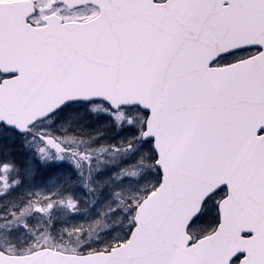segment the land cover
<instances>
[{
  "label": "snow or ice",
  "instance_id": "1",
  "mask_svg": "<svg viewBox=\"0 0 264 264\" xmlns=\"http://www.w3.org/2000/svg\"><path fill=\"white\" fill-rule=\"evenodd\" d=\"M64 6L65 0L54 5L61 12ZM67 6L90 10L75 19L95 25L98 43L128 54L130 79L144 93L143 103L121 105L123 116L116 117L120 131L129 134L124 166L144 170L142 162L150 160L158 174L152 188L135 189L137 204L143 203L140 195L147 199L164 186L161 155L172 147L213 167L221 181L190 221L206 223L211 201L215 227L189 239L187 248L198 250L203 241L219 237L222 205L255 218V230L240 234L249 249L264 243V0H87ZM42 7L32 0L29 12L0 8V49L13 29L36 46L53 40L43 31L48 27L43 17L52 12ZM225 43L232 46L219 50ZM19 79L20 71H0V87ZM71 107L68 102L57 111ZM137 175H122L120 183H138L130 179ZM137 210L132 207L128 216ZM138 228L134 221L120 243H131ZM188 255L183 264H212L195 252ZM228 264L264 262L239 251Z\"/></svg>",
  "mask_w": 264,
  "mask_h": 264
},
{
  "label": "water",
  "instance_id": "2",
  "mask_svg": "<svg viewBox=\"0 0 264 264\" xmlns=\"http://www.w3.org/2000/svg\"><path fill=\"white\" fill-rule=\"evenodd\" d=\"M86 2L65 0L66 5ZM24 4L26 11L32 10L30 2L12 6ZM45 20L48 27L43 31L53 40L36 46L16 36L10 59H0V67L10 64V72H21V79L0 87V124L25 134L68 102L101 101L117 110L121 105L144 102V93L130 79L134 68L128 54L98 43L94 24H62L55 16ZM230 46L225 43L219 50ZM160 162L165 168V184L137 207L133 222L138 221L139 228L131 243L112 249L111 255L99 252L78 256L50 249L24 256L0 252V264H183L190 259L189 252L212 264H228L239 251H250L255 260L264 262V243L249 249L250 242L240 239L243 231L255 230V218L230 205H222L219 237L203 241L198 250L188 249L190 221L221 181L213 167L172 147L162 153Z\"/></svg>",
  "mask_w": 264,
  "mask_h": 264
},
{
  "label": "rangeland",
  "instance_id": "3",
  "mask_svg": "<svg viewBox=\"0 0 264 264\" xmlns=\"http://www.w3.org/2000/svg\"><path fill=\"white\" fill-rule=\"evenodd\" d=\"M59 1L36 3L64 21H78L76 17L90 11L63 8L61 12L54 7ZM124 111L75 105L25 136L11 134L1 144L4 133H0V251L22 255L49 248L88 254L122 244L133 224L134 215L128 212L138 205L135 189H150L158 180L150 160L142 162L144 170L124 166L129 134L120 131L116 120ZM109 115L111 120L105 118ZM132 171L138 175L130 179L138 183L122 185L120 177ZM205 211L207 222L189 229L193 240L215 227L211 201Z\"/></svg>",
  "mask_w": 264,
  "mask_h": 264
},
{
  "label": "flooded vegetation",
  "instance_id": "4",
  "mask_svg": "<svg viewBox=\"0 0 264 264\" xmlns=\"http://www.w3.org/2000/svg\"><path fill=\"white\" fill-rule=\"evenodd\" d=\"M16 1H29V0H0V4H3V6H7L10 3H13ZM2 8H7V7H2ZM8 9H10V7H8ZM18 11L23 12L22 10H18ZM4 50H5L4 48L0 49V53H4ZM72 105H82V104H72ZM5 131L9 132V130L5 129L3 126H0V132H5ZM8 138H9V135L3 136L2 142H6ZM10 148L11 147H8V149H10Z\"/></svg>",
  "mask_w": 264,
  "mask_h": 264
}]
</instances>
